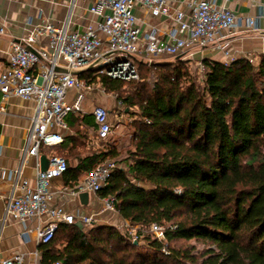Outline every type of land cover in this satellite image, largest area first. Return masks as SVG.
<instances>
[{
    "label": "trees",
    "instance_id": "trees-1",
    "mask_svg": "<svg viewBox=\"0 0 264 264\" xmlns=\"http://www.w3.org/2000/svg\"><path fill=\"white\" fill-rule=\"evenodd\" d=\"M184 64L149 65L153 85L146 74L133 91L101 76L107 93L137 108L125 156L111 145L71 169L59 154L68 180L105 161L117 165L98 196L114 198L138 240L112 226L61 224L41 244L43 264H264V55L258 63L204 61V86ZM152 224L165 227V241ZM193 240L208 248L176 246Z\"/></svg>",
    "mask_w": 264,
    "mask_h": 264
},
{
    "label": "built area",
    "instance_id": "built-area-1",
    "mask_svg": "<svg viewBox=\"0 0 264 264\" xmlns=\"http://www.w3.org/2000/svg\"><path fill=\"white\" fill-rule=\"evenodd\" d=\"M138 6L147 15L164 17L171 23L167 40L161 38L155 26L146 35L141 34L138 19L133 13ZM90 13L99 21L88 25L83 33L70 30L68 21L36 26L30 21L26 35L12 44L7 66L0 74L3 99L14 96L34 102L23 163L28 158L35 160L36 184L30 187L26 180L20 182L21 168L11 171L9 177L16 180L14 187L22 188L23 192L8 198L6 216L22 223L44 221L35 232V240L39 244L49 243L61 224L80 222L91 226L95 223L92 216L71 213L62 205L54 204L52 182L67 171L65 158L52 155L48 158L47 170H41L42 148H55L64 143L65 119L70 114L84 112L87 94L92 92L93 77L125 80L127 75L135 74L133 64L136 57L146 59L148 65L163 57L180 59L187 50L219 45L218 41L238 27H257L254 19H241L210 0L195 2L187 10L172 8L168 0H96ZM3 33L4 29H0V34ZM235 60L227 54L223 64L228 66ZM200 68L205 70L203 63H200ZM84 74L90 75L84 77ZM71 90L75 91V96L69 102L67 98ZM93 116L98 126L97 139L106 145L111 144L117 127L112 123L109 111L96 106ZM116 168L113 161L102 162L76 188L69 190L64 187L61 193L63 196L69 193L78 196L85 192L98 194ZM102 202L104 211H116L113 197L102 198ZM164 232V226L152 224L150 227V233L159 241H165ZM30 233L25 228L24 238L29 239ZM134 240H138L137 233ZM23 261L22 255L0 258V264H23Z\"/></svg>",
    "mask_w": 264,
    "mask_h": 264
},
{
    "label": "crops",
    "instance_id": "crops-1",
    "mask_svg": "<svg viewBox=\"0 0 264 264\" xmlns=\"http://www.w3.org/2000/svg\"><path fill=\"white\" fill-rule=\"evenodd\" d=\"M95 1L0 0V29H4V33L0 34V74L7 66L12 44L26 35L30 21L34 26L46 22L64 23L68 21L70 30L83 33L88 25H95L99 21L97 16L90 13ZM168 1L174 9L187 10L191 4L200 0ZM210 1L221 8L231 10L241 19H254L257 27L255 29H247L245 26L238 27L218 41L221 47L215 45L190 49L181 54L180 60H195L199 64L204 61L223 64L228 54L236 59L247 58L258 63L264 55V0ZM133 13L138 19V26L143 36L155 26L161 38L167 40V32L171 23L166 18H153L139 6L135 7ZM137 59L139 57L134 58V60ZM74 96L75 93L70 102L73 101ZM106 102L108 101L104 95L95 96L89 92L83 105L84 112L70 114L65 119L67 129L63 134L67 141L58 147L41 150V157L45 156L48 160L50 156L60 154L67 159L69 167L74 169L81 160L93 153L106 151L111 145L118 148L120 141L116 137L117 131L109 145L97 139L98 129L95 127L93 110L97 105ZM33 111V101H22L14 96L3 99L0 93V258L22 255L23 264H43V251L41 244L35 240V232L44 224V221L29 220L22 223L13 220L6 216V203L12 194L19 196L23 192L22 188L14 187L16 180L9 177L11 171L21 168L20 182L26 180L30 187L36 184L35 160L28 158L27 162L23 163V150ZM86 175L87 172L82 170L78 173L77 181L68 180L69 176L53 180L54 204L62 205L66 211L71 213L92 216L95 220L93 225L113 226L115 223H126L116 211H104L102 198L98 194L85 192L83 196H73L70 193L62 195L61 191L64 187L69 190L76 188ZM25 228L31 231L29 239L23 236Z\"/></svg>",
    "mask_w": 264,
    "mask_h": 264
},
{
    "label": "rangeland",
    "instance_id": "rangeland-1",
    "mask_svg": "<svg viewBox=\"0 0 264 264\" xmlns=\"http://www.w3.org/2000/svg\"><path fill=\"white\" fill-rule=\"evenodd\" d=\"M175 61H177L176 58L174 57H163L161 59H157L154 60L153 63H174ZM145 63L146 59H137L134 61V71L135 74L132 73L131 75H127V77H125V81H126V89L128 91H133L134 87L133 84L134 83H138L141 81V76H145L147 74V81L148 83L152 84L154 83L155 80V75L154 74H150L148 73L149 71V65L147 64V66L144 67H140L141 63ZM184 67L185 69L188 71V73H190V75L195 78L198 82V84L200 86H204L205 85V70L200 68V64L195 62V60L192 61H184ZM134 78V79H132ZM130 79V80H128ZM92 94H94L95 96L99 95V96H105L106 100L108 102H106L105 104H99L97 106H101L105 109H107V111H109L110 113V119L112 121V123L114 124L115 127L118 128L117 130V135L116 137L119 139V146L118 149L122 152V156H125L126 151L130 148L131 146V142H132V127L131 124L133 123V121L135 119H137V117H133V113L137 111V108L135 107H128L126 106V104L121 103L118 99V96L115 94H110L107 93L102 84H101V77H93L92 81ZM73 93H75L73 90L69 91L68 93V101L70 102L72 99V95ZM127 94H123V96L125 97ZM123 158V157H122ZM120 159H117L116 161H118V166H122L123 164L120 163ZM111 223H114L111 221ZM112 227L117 228L122 234L126 235L127 237H129V239L134 241V235L137 233L138 228L136 227H131L130 225L126 226V223H115ZM131 227V228H130ZM138 235V234H137ZM177 247H195L194 252H202L205 249L208 248V244L206 242L203 241H198V240H193L190 242H180L176 245Z\"/></svg>",
    "mask_w": 264,
    "mask_h": 264
},
{
    "label": "water",
    "instance_id": "water-1",
    "mask_svg": "<svg viewBox=\"0 0 264 264\" xmlns=\"http://www.w3.org/2000/svg\"><path fill=\"white\" fill-rule=\"evenodd\" d=\"M179 59V58H178ZM49 166V161L47 160V158L45 156L41 157V170L44 172L47 170ZM82 196L85 195V193L81 194Z\"/></svg>",
    "mask_w": 264,
    "mask_h": 264
}]
</instances>
